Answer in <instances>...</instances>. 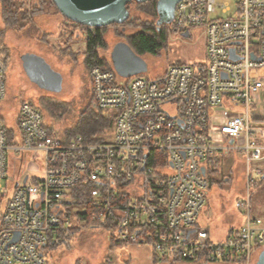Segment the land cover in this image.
<instances>
[{
  "label": "built area",
  "instance_id": "2783aa9c",
  "mask_svg": "<svg viewBox=\"0 0 264 264\" xmlns=\"http://www.w3.org/2000/svg\"><path fill=\"white\" fill-rule=\"evenodd\" d=\"M169 27L181 33L204 27L206 66L175 64L149 79L91 68L92 109L113 116L110 139L97 144L63 140L35 103L19 102L5 113L7 66L0 57V264H45L49 238L72 224L66 210L79 209L65 199L78 185L90 188V221L110 222L106 231L122 246L166 262L257 260L264 222L250 214L252 165L264 160V135L251 105L264 87L255 77L264 69V0H234L232 7L181 0ZM9 153L40 154L41 175H25L11 187ZM229 153L242 156L245 186L236 207L245 221L212 241L197 218L209 189V161Z\"/></svg>",
  "mask_w": 264,
  "mask_h": 264
},
{
  "label": "rangeland",
  "instance_id": "374dc122",
  "mask_svg": "<svg viewBox=\"0 0 264 264\" xmlns=\"http://www.w3.org/2000/svg\"><path fill=\"white\" fill-rule=\"evenodd\" d=\"M217 2L219 4L226 2L232 7L234 0H217ZM29 3L30 7L32 3ZM52 12L53 10L34 18V20L38 19V22L32 20L19 31L6 30L0 18V44L3 45L8 59L6 86L9 90V99L4 100L2 106L15 107L19 102L36 103L41 108L39 111L44 123L51 126L57 134H61L64 129L70 128L75 123L79 113L89 105L91 95L88 74L82 64L85 44L79 36L80 29L65 24L60 14ZM129 14L143 21L151 20L146 14L136 10L133 5L129 9ZM54 22H60L56 28ZM65 26H68L67 30L75 33V37L69 42H65L67 35L62 34L66 29ZM51 28L56 29L55 42L53 37L48 38ZM134 29L137 28L108 26L104 34L106 48L100 51V55L109 59L114 45L118 42L126 43L125 36L134 33ZM42 35L48 38L45 44L40 40ZM27 52L43 56L47 63L62 75L63 86L60 92L42 91L27 80L20 61V57ZM141 58L147 64V73L141 75L144 79L158 77L175 64H185L193 69L204 67L207 64L205 29L194 27L184 34L168 30L167 43L159 54H144ZM255 77L264 79V69L257 71ZM261 90L264 93V87ZM46 101L57 107L64 106L65 112L53 116L45 108ZM7 111L5 109V113ZM228 111L234 114L232 109ZM217 159V164L222 169V178H230V181L219 187L216 183L220 181L221 176L211 175L208 167L206 179L208 182L212 180L215 184L208 189L204 205L197 218V225L207 229L212 241H223L229 229H238L244 225L245 215L236 207V201L243 197L245 173L243 165L240 164L239 167V162L242 161L240 153L218 154ZM42 170L40 154L29 153L21 157H14L12 153L8 154L10 178L8 182L11 187L16 181L21 182L25 175L39 177ZM251 209L256 216L264 218V182L252 188ZM75 211L83 210L74 209L71 212L72 215L76 213ZM72 224L81 229L63 244L48 251L45 264H117L118 253L125 246L110 248V233L105 229L95 226L82 227V223L76 222L75 218H72ZM255 259L256 257L251 264Z\"/></svg>",
  "mask_w": 264,
  "mask_h": 264
},
{
  "label": "trees",
  "instance_id": "16d2710c",
  "mask_svg": "<svg viewBox=\"0 0 264 264\" xmlns=\"http://www.w3.org/2000/svg\"><path fill=\"white\" fill-rule=\"evenodd\" d=\"M29 2L32 4L29 7ZM156 2L157 0H149L146 3L138 4L135 2L129 3L126 8L130 9L133 5L136 10L140 11L143 14H146L151 20L143 21L139 18L129 16L128 20L121 24H113L112 27H129L134 29V33L126 35V44L134 51L135 54L141 56L144 54H153L158 55L159 52L165 47L167 43V35L168 30L175 31L168 25L157 26V12H156ZM53 10L55 14H59L57 9L51 0H0V18L2 24L4 25L6 30L19 31L25 28V25L30 23L34 18L48 14L49 11ZM65 24L67 23L71 27H76L80 29L81 40L85 44V50L83 51V60L82 64L85 71L88 74V71L93 67H100L101 69H111L109 59L100 55V51L106 48V44L104 41V34L107 27L102 28H88L85 26L73 24L69 20L65 19ZM66 29L62 32L63 35H67L65 38V42L71 41L75 37V33L67 30L68 26H65ZM74 29V28H73ZM1 32V31H0ZM1 34V33H0ZM65 52V50H64ZM2 56L5 58L3 61H7V54L4 53V49L0 52ZM0 54V55H1ZM72 54V53H71ZM73 56V55H72ZM2 57V58H3ZM90 84V83H89ZM90 86V85H89ZM90 95H91V87ZM36 107L41 109L36 103ZM45 108L49 113L53 114H61L65 112V107L54 106L51 102L46 101ZM57 111V112H56ZM113 126V116L110 112L107 111H95L92 109V96H90L89 105L79 113L75 123L70 127L66 128L62 131L61 134H58L63 140H71L76 137H81L83 141L87 144H97L102 143L110 139L111 132ZM154 155V153L152 154ZM152 156L149 155V163H153ZM217 158H214L209 161L210 165L209 173L213 176H221L220 181L216 184L222 186L225 182H229L230 178H222L220 167L218 166ZM207 171V172H208ZM207 176V173H206ZM260 180V179H259ZM256 180L255 185L260 181ZM215 182L212 180L209 182V189L213 187ZM90 188L83 187L81 185L75 186L71 189L66 195L65 199L71 198L74 200V205L77 206L80 210L82 208L85 209V212H76L72 215L70 210H66L65 218L71 219L75 218L76 222L82 223V227H91L95 226L102 229H109L110 222H107L104 226L94 225L90 221V216L94 213L90 205ZM69 207V204H66ZM81 227H76L74 224H71L67 230H60L57 234V237L54 239L52 237L49 238V242L47 244V250L50 251L57 246L63 244L66 240L71 238L74 234H76ZM111 242V246H120L122 245L119 241H116L113 235H109ZM47 251V252H48ZM176 260L172 261L175 262Z\"/></svg>",
  "mask_w": 264,
  "mask_h": 264
},
{
  "label": "water",
  "instance_id": "95a60500",
  "mask_svg": "<svg viewBox=\"0 0 264 264\" xmlns=\"http://www.w3.org/2000/svg\"><path fill=\"white\" fill-rule=\"evenodd\" d=\"M59 14L73 24L88 28H102L125 23L130 14L126 6L149 0H51ZM181 0H157L156 25H170L175 5ZM185 33V32H184ZM183 33V34H184ZM110 60L115 73L121 78H131L147 72L145 61L134 53L124 42H119L110 52ZM27 79L39 89L58 93L62 87V77L41 57L25 54L20 57ZM202 172L204 170L202 169ZM254 264H264V249Z\"/></svg>",
  "mask_w": 264,
  "mask_h": 264
},
{
  "label": "crops",
  "instance_id": "0c3cea01",
  "mask_svg": "<svg viewBox=\"0 0 264 264\" xmlns=\"http://www.w3.org/2000/svg\"><path fill=\"white\" fill-rule=\"evenodd\" d=\"M37 20L38 19L33 20V21L38 22ZM60 22H54L55 23V28H56V25L58 26ZM55 31H56V29L54 30V29L51 28V31H49V33L47 32L48 33V38L49 37H51V38L53 37L54 38V42L56 41V36H54ZM41 37L42 38L40 40L44 41V44H45V42H48V38L46 39V35H42ZM3 49H4V47L2 45L0 47V52ZM38 50H40V49L38 48ZM25 54L39 56V57L43 58L47 62V60L43 56H41L39 54H36V53H28L27 52V53H24L23 55H25ZM0 57L1 58L3 57L2 54L0 55ZM2 59L5 60L4 57ZM82 60H83V56H82ZM7 61H8V59H7ZM7 61H4L6 63V66H8V62ZM109 63H110V68L113 69L112 63H111V60H110V55H109ZM49 65L51 66V64H49ZM21 68H22V65H21ZM51 68H52V66H51ZM22 71L24 73L23 68H22ZM146 73L147 72L142 73V74L137 75V76H141V75L146 74ZM119 78H121V77L119 76ZM121 79H123V78H121ZM124 79H126V78H124ZM261 91H259L256 95H254V97L252 99L251 119L257 125V127L259 128V131L262 132V134L264 135V93L261 92ZM7 99H9V90H8V88H7L6 100ZM12 107H14V106H11V107H5L4 106L3 108L4 109H10ZM54 132L56 133L55 130H54ZM240 164L243 165V162L241 160L239 162V167H240ZM243 167H244V165H243ZM252 169H253L254 174L256 175L257 180L260 179L259 180L260 182L258 184H256L255 186H259L261 183L264 182V160L261 161V162L253 163ZM220 172L222 173V169H220ZM250 214H251L252 217L259 218V219H261L264 222V218L261 217V216H256L253 213L252 209L250 211ZM231 230H233V229H229L227 231V233L229 231H231ZM208 235H209V233H208ZM209 238H210V235H209ZM117 260H118L117 264H198V263H188V262H182V261H175V262H172V261H167V262L166 261H161L157 257H152V255H150V252L148 250H141V249H138V248H135V247H123L122 250L120 251V253H118Z\"/></svg>",
  "mask_w": 264,
  "mask_h": 264
},
{
  "label": "flooded vegetation",
  "instance_id": "af4514ba",
  "mask_svg": "<svg viewBox=\"0 0 264 264\" xmlns=\"http://www.w3.org/2000/svg\"><path fill=\"white\" fill-rule=\"evenodd\" d=\"M119 43V42H118ZM116 45V44H115ZM0 47H1V44H0ZM53 69V68H52ZM54 70V69H53ZM55 71V70H54ZM55 72H57V71H55ZM24 75H25V73H23ZM60 74V73H59ZM61 75V74H60ZM25 77H26V75H25ZM61 77H62V75H61ZM27 78V77H26ZM29 81V80H28ZM30 82V81H29ZM31 83V82H30ZM62 83H63V77H62ZM33 84V83H32ZM34 85V84H33ZM34 86H36V85H34ZM63 86V85H62ZM37 87V86H36ZM38 88V87H37ZM39 89V88H38ZM40 90H42V89H40ZM61 90H62V87H61ZM42 91H45V90H42ZM45 92H47V91H45Z\"/></svg>",
  "mask_w": 264,
  "mask_h": 264
},
{
  "label": "bare ground",
  "instance_id": "6f19581e",
  "mask_svg": "<svg viewBox=\"0 0 264 264\" xmlns=\"http://www.w3.org/2000/svg\"><path fill=\"white\" fill-rule=\"evenodd\" d=\"M254 186H255V185H254ZM254 186H253V187H254Z\"/></svg>",
  "mask_w": 264,
  "mask_h": 264
}]
</instances>
